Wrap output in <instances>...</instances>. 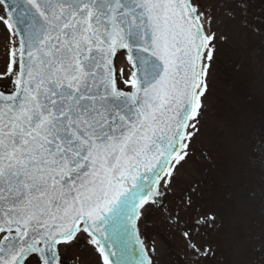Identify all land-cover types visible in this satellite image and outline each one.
I'll return each mask as SVG.
<instances>
[{"label":"snow or ice","instance_id":"6c2138e0","mask_svg":"<svg viewBox=\"0 0 264 264\" xmlns=\"http://www.w3.org/2000/svg\"><path fill=\"white\" fill-rule=\"evenodd\" d=\"M230 0H0V264H157L151 212L184 264L214 260L201 181ZM166 238L162 234V239Z\"/></svg>","mask_w":264,"mask_h":264},{"label":"rangeland","instance_id":"374dc122","mask_svg":"<svg viewBox=\"0 0 264 264\" xmlns=\"http://www.w3.org/2000/svg\"><path fill=\"white\" fill-rule=\"evenodd\" d=\"M230 7L232 15L223 9L217 14L227 39L217 46L200 137L219 173L225 168L229 187L228 194L210 199L219 208L220 227L210 237L216 256L206 264H264V112L256 107L264 100V0H230ZM218 99L222 112L214 114L212 102ZM243 139L245 148L238 146ZM203 159L190 162L187 179L200 177ZM142 231L155 242L157 264H184L183 241L159 212L149 214ZM88 251L87 245L70 249L69 261L77 254L80 264H96Z\"/></svg>","mask_w":264,"mask_h":264},{"label":"trees","instance_id":"16d2710c","mask_svg":"<svg viewBox=\"0 0 264 264\" xmlns=\"http://www.w3.org/2000/svg\"><path fill=\"white\" fill-rule=\"evenodd\" d=\"M208 95H209V93H208ZM212 107H213L212 110H213L214 114H219L222 112V104H221V101L219 99L213 100ZM256 107L259 111L264 112V100H263L262 104L260 103V106L258 104H256ZM223 108H224V106H223ZM260 108H261V110H260ZM246 143L247 142L245 141V139H243L238 144V146L241 148H243V147L245 148ZM213 159L210 157L209 160H206V159L202 160L203 162L199 164V168H198L200 177H198V179H197L198 181H201L202 196L204 197L205 202L208 203L209 205L212 204V201L210 199H213L219 195L224 196L225 193L226 194L229 193V190L227 189L228 185L225 181L226 177L224 176L225 168H222V172L219 173V171H220L219 165H217V161L214 162ZM215 205L217 206V204H215ZM213 207H215V206H213ZM215 208H216V211L219 212V210H217L219 208H217V207H215Z\"/></svg>","mask_w":264,"mask_h":264}]
</instances>
